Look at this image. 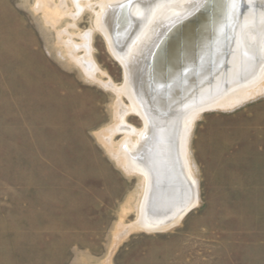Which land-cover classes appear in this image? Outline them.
<instances>
[{"label":"rangeland","instance_id":"rangeland-1","mask_svg":"<svg viewBox=\"0 0 264 264\" xmlns=\"http://www.w3.org/2000/svg\"><path fill=\"white\" fill-rule=\"evenodd\" d=\"M41 1L0 0V264H264V94L198 116L188 142L197 205L171 229L131 230L139 179L98 136L118 97L64 45L92 17L74 23ZM91 46L98 77L120 86L99 33Z\"/></svg>","mask_w":264,"mask_h":264},{"label":"bare ground","instance_id":"bare-ground-1","mask_svg":"<svg viewBox=\"0 0 264 264\" xmlns=\"http://www.w3.org/2000/svg\"><path fill=\"white\" fill-rule=\"evenodd\" d=\"M57 2L43 0L38 7L74 23L84 12L91 15L90 31L64 45L86 79L118 97L113 125L98 136L116 165L139 179L131 230L173 228L198 201L188 160L198 116L264 94V0ZM93 32L120 65V86L98 77ZM130 114L140 119L139 129L127 125ZM117 132L123 138L115 144Z\"/></svg>","mask_w":264,"mask_h":264}]
</instances>
